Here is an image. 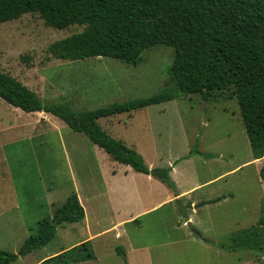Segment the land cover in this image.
I'll return each mask as SVG.
<instances>
[{
	"label": "rangeland",
	"instance_id": "1",
	"mask_svg": "<svg viewBox=\"0 0 264 264\" xmlns=\"http://www.w3.org/2000/svg\"><path fill=\"white\" fill-rule=\"evenodd\" d=\"M84 28L49 26L38 12L2 22L0 69L45 101L67 99L81 110L148 98L174 87L170 69L175 50L165 44L146 49L137 64L111 57L62 59L50 51L51 44ZM39 118L0 97V250L18 254L11 264H32L42 258L41 264H56L42 262L87 241L95 258L71 264H127L129 253L134 264H264V251L237 247V238L242 237L238 233L253 229L264 217V159H254L232 90L214 92L207 100L201 93L178 95L100 120L112 137L137 150L151 169L177 163L170 175L175 190L163 186L176 192L177 186L184 190L200 184L190 199L208 203L198 207L177 197L151 209L164 197L161 189L122 171L114 177V186L116 191L127 190L119 192L114 203L113 196L105 193L109 176L102 178L98 163L107 158L101 170L126 165L113 161L85 133H75L58 117L50 115L49 121L58 129L60 124L66 126L61 136ZM66 130L81 137L74 138L75 143ZM82 151L94 160V186L88 195L84 168L78 163ZM134 184L140 202L133 194ZM74 191H81L87 211L98 213L99 219L88 226L85 221L64 223L46 246L20 254L39 221L51 217ZM144 208L149 211L138 216V222L126 221L120 227L126 233L121 239L115 230L96 234L113 220ZM87 251L75 249L70 257Z\"/></svg>",
	"mask_w": 264,
	"mask_h": 264
},
{
	"label": "trees",
	"instance_id": "2",
	"mask_svg": "<svg viewBox=\"0 0 264 264\" xmlns=\"http://www.w3.org/2000/svg\"><path fill=\"white\" fill-rule=\"evenodd\" d=\"M29 12L40 13L46 24L56 28L85 26L51 44L50 51L57 58L111 57L137 64L153 45L173 47L170 71L174 87L148 98L81 110L67 99L45 101L0 69V97L10 105L58 117L72 130L85 133L113 160L151 174L175 190L170 167L151 169L137 150L112 137L100 120L178 95L201 93L207 100L214 92L230 89L238 100L255 159L264 157V0H0V23ZM84 218L85 208L74 191L51 217L39 221L20 254L46 246L55 238L58 226ZM238 234L242 237L237 238V247L264 251V217L253 229ZM88 245L84 242L42 263L71 264L95 258ZM75 249L88 251L70 257ZM17 258L16 253L0 250V264H11Z\"/></svg>",
	"mask_w": 264,
	"mask_h": 264
},
{
	"label": "crops",
	"instance_id": "3",
	"mask_svg": "<svg viewBox=\"0 0 264 264\" xmlns=\"http://www.w3.org/2000/svg\"><path fill=\"white\" fill-rule=\"evenodd\" d=\"M34 113H36L37 115H40V118L38 119V122L39 123H42L43 121H47V124L45 126L54 129L59 136H61V134L63 133V130L67 129L66 126H63L62 124H60L61 125L60 129L55 128L52 125V123L49 121L50 115H51L49 113H46V112H34ZM114 116H116V115H114ZM114 116H112V117H114ZM104 119L109 120V118H104ZM68 131L69 130H66V132L68 133V135L70 136V138L73 139V141L76 143V139H74V138H78V137H81V136H77L78 134H72L71 132H68ZM75 133H78V132L75 131ZM79 139H81L83 141L85 138H79ZM73 149H76V145L73 146ZM78 156H79L78 157V163H79V165L80 164L82 165V169L84 168V177H85V184H86L85 187H86V193L88 195L89 194L88 191H93V186H94V177L92 175L93 174L92 173V171H93V168L92 167H94V164H93L94 163V160L92 159V157H90V156L87 155V151H85V152L82 151ZM109 157H110V155H109ZM263 159H264V157L261 158L260 160H263ZM106 160H107V158L105 159V161ZM113 161H115V160H113ZM104 162L102 164L101 163H98V167L100 166L99 171H100V174H102V178L103 179L106 178L107 176H109V178L106 179L107 182H108V188L107 189H108L109 192L106 190L105 193H106L107 196L109 194H111L113 196L114 203L117 202V200H118V198L120 196V193L119 192H123V191L127 190V187H124L123 189H119V190L116 191V188H115L116 186H114V182H113L114 177H116L119 174V171H122L123 172V175L128 176V174L131 173L132 176L139 177L141 180L144 179V180H147L150 183H152V182L154 183L155 182L154 183L155 184V187H158V188L161 189L162 195H164V197L158 203L153 204V206L150 207L151 209L156 208V207H158V206H160L163 203H166L168 201H172V200H174L177 197H179V201L180 202H182V199H188V201L186 203H189L192 200L193 201L192 202L193 204H197V201L196 200L190 199L191 198L190 197V194L192 193L193 190H195L198 187H200L201 186L200 184H197L196 183L192 187H190L189 189H184V190H180L178 188V186H177L176 192H173V190H171L172 188L170 189L168 186H167L168 188H165L163 186L166 183L163 182L161 179H159V178H157V177H155V176H153L151 174H146V173L138 172V171H136L130 165H126L123 168V167L118 166L117 164H115L117 166V168H115V166H113L111 169H105L104 168V169L101 170V167H104L105 166V163ZM115 162H117V161H115ZM117 163H119V162H117ZM176 164L177 163H175L173 167H170L171 168L170 175H171V172H173ZM119 165H125V164L119 163ZM133 171H135V172H133ZM103 174H104L105 177H103ZM172 180L174 181V179H172ZM158 181L161 182V184ZM174 183L176 185V182L175 181H174ZM75 188H76V186H75ZM77 194H78V197H79L80 202L82 203V205L85 204L84 205V208H85V211H86L85 212V218L82 221H85L86 225L88 226V223H92L94 221V219H99L98 217H100V215L98 213L97 214H92V213L89 214V212L87 211L86 201H84L81 191H78ZM133 194L136 195V197L138 198V202H140V198H141L140 197V190L138 189V187L136 186V184H134ZM52 197H54V196H52ZM224 198H225V196H224ZM54 199H55V197H54ZM90 199H91V196L90 195L87 196V202ZM50 201H51V199H50ZM88 203L91 204L90 202H88ZM117 206H121V205L120 204H117ZM196 207H197V205H196ZM196 207H194V209ZM147 211H149V209H145L144 208V209L139 210L137 213H131L128 216V218L119 219V220H115V221L113 220L110 225H108L102 231H100V232H98L96 234L98 235V234H102V233L107 232V231H114L115 230L116 231V237L118 239H121L123 237V234L125 235L126 233H124L125 230L124 229L121 230L120 227L124 226L126 224V221H129V222H138L139 221V217L138 216L142 215L143 213H145ZM188 218H189V221H191V218L190 217H188ZM96 234H92V235H90V237H95ZM118 248H121V247H118ZM60 250H62V249H60ZM60 250L57 251L55 254L59 253ZM46 256H48V255H46ZM46 256H45V258H46ZM96 257H97V255H96ZM129 257H130V253H129V256L127 258V264H134L132 262V260L129 259ZM42 259L38 260L37 262H33L32 264H41L40 261Z\"/></svg>",
	"mask_w": 264,
	"mask_h": 264
},
{
	"label": "water",
	"instance_id": "4",
	"mask_svg": "<svg viewBox=\"0 0 264 264\" xmlns=\"http://www.w3.org/2000/svg\"><path fill=\"white\" fill-rule=\"evenodd\" d=\"M208 202H201L200 204H197V207L198 206H201V205H204V204H207Z\"/></svg>",
	"mask_w": 264,
	"mask_h": 264
}]
</instances>
